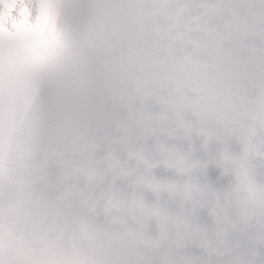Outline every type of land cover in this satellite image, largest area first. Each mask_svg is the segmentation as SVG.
<instances>
[{
	"label": "clouds",
	"instance_id": "9594fccd",
	"mask_svg": "<svg viewBox=\"0 0 264 264\" xmlns=\"http://www.w3.org/2000/svg\"><path fill=\"white\" fill-rule=\"evenodd\" d=\"M0 264H264V0H0Z\"/></svg>",
	"mask_w": 264,
	"mask_h": 264
}]
</instances>
